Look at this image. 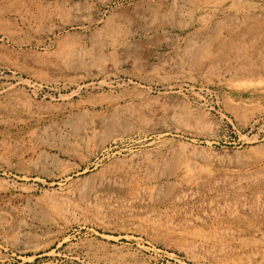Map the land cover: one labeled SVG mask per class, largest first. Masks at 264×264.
I'll use <instances>...</instances> for the list:
<instances>
[{
    "label": "rangeland",
    "instance_id": "rangeland-1",
    "mask_svg": "<svg viewBox=\"0 0 264 264\" xmlns=\"http://www.w3.org/2000/svg\"><path fill=\"white\" fill-rule=\"evenodd\" d=\"M0 264H264V0H0Z\"/></svg>",
    "mask_w": 264,
    "mask_h": 264
}]
</instances>
